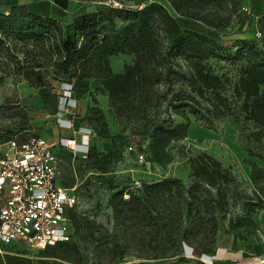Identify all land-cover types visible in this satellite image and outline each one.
Returning <instances> with one entry per match:
<instances>
[{"label": "trees", "instance_id": "obj_1", "mask_svg": "<svg viewBox=\"0 0 264 264\" xmlns=\"http://www.w3.org/2000/svg\"><path fill=\"white\" fill-rule=\"evenodd\" d=\"M168 1L177 12L201 18L196 9L221 0ZM120 9L127 11L124 17L128 23L118 31H104L108 24L114 25L112 11ZM157 20L163 25L171 46L184 50L187 57L195 61L193 71L182 72L179 78L171 76V68L165 72L166 93L174 91L178 81L187 83L172 96L173 112L186 120L153 127L149 145L152 160L165 164L172 159L167 146L188 135L191 114L197 122L212 130H217L224 119H230L247 144H252L246 145L249 155L264 159L260 151L264 147V45L248 38L236 40V56L246 55L248 63L233 82L204 62L219 55L218 41L183 28L170 9L159 1L150 2L142 9L111 4L97 11L81 7L64 22L31 13L23 4L0 0V83L10 72L22 74L31 85L40 86L41 92H46L58 107L60 95L50 76L57 79L60 86L72 84L73 96L77 99L95 77L102 83L97 88L107 90L124 109L137 104L147 111L157 104L156 96L149 94L147 86L159 81L163 73L157 69L163 58L162 41L154 25ZM118 52L136 53V60L125 64L122 71H114L109 56ZM97 112L96 119L106 126L105 115ZM250 122L253 128L248 129ZM104 132L108 134L109 131L105 129ZM64 148L60 147L58 152L61 162ZM87 157L94 158L96 166L106 171V158L96 155L91 142ZM189 162L193 178L190 184L181 177L166 176L113 193L110 199L112 227L78 215L74 207L70 216L77 237L55 243L56 247H65L60 256L73 264H149L147 260L182 255L167 263L178 264L189 260L186 254L189 248L198 257L216 255L220 231L253 234L258 225L255 216L264 208V166L245 157V162L252 167L253 195L245 197L242 213H233L230 184L234 177L229 167L207 150L191 155ZM60 183L76 185L61 180ZM82 241L83 248L89 247L86 255L82 253ZM0 261L3 264H38L27 255L8 252L0 256ZM198 263L208 264L201 259Z\"/></svg>", "mask_w": 264, "mask_h": 264}, {"label": "rangeland", "instance_id": "obj_2", "mask_svg": "<svg viewBox=\"0 0 264 264\" xmlns=\"http://www.w3.org/2000/svg\"><path fill=\"white\" fill-rule=\"evenodd\" d=\"M123 1L129 4L130 9H134L135 7L131 5L137 0ZM156 1L165 4L183 28L198 31L218 41L221 46L219 55L211 56L204 62L215 72L230 77L233 82L238 80L241 68L248 63L246 55L236 56L237 46L234 44L236 40L248 38L256 41L260 46L264 45V37L258 34L259 31L264 34V16H262L264 0H221L202 9H196L201 18L177 12L168 0ZM107 5L106 0H88L83 7L87 11H97ZM126 12L122 9L112 11L114 25L108 24L104 31L115 32L125 26L128 23L124 17ZM72 13L69 12L67 16L57 19L66 22L71 19ZM154 25L156 34L162 41L163 54L162 62L158 64L157 69L163 73L160 80L154 84H148L147 89L150 90L149 94L156 96L157 104L150 106L147 111H143L137 104L132 108L124 109L122 103L113 99L107 90L97 88L102 83L100 79L94 77L90 80L86 91L80 95L83 108L80 111L76 109L75 112H64L68 118L75 116L74 128L76 129L67 128L61 126L57 118L64 83L60 86L59 81L50 76L54 87L56 86L57 94L60 95L59 105L56 107L55 102L51 101L52 98L48 97L46 92H41L40 86L31 85L22 74L10 72L0 83V141L11 136L42 135L57 139L63 136L73 137L75 143H80V127H90L93 130L91 144L99 158H106V171L99 169L95 159L87 157V152L82 150V147L77 152L64 148L61 153L59 179L65 183L73 182L77 185L76 193L79 202L75 206V211L78 215L95 219L107 227H112L114 221L113 208L110 204L113 193L166 176H178L190 184L193 178L190 175L189 157L201 150L215 154L231 170L234 177L230 184L233 202L231 209L233 213H242L245 197L252 196L254 189L251 178L252 167L245 162V157L255 160L261 166H264V159L249 155L246 145L252 144H247L237 125L230 119H224L217 130H212L197 122L195 116L191 114L188 135L185 138L173 140L167 146L172 159L165 164L152 160L149 145L153 127L159 123L176 124L186 120L182 115L173 112L172 96L181 87H186L187 83L183 80L178 81L174 85V91L166 93L165 72L171 68V76L179 78L182 72L193 71L195 61L194 58L187 57L188 53L184 50L171 46L163 25L158 20L154 22ZM109 60L114 71H122L125 64L134 63L136 53L118 52L110 55ZM95 109L105 115L106 126L96 119L99 113H95ZM193 128L197 129V133ZM249 128H253V123H249ZM105 129H108V134H105ZM130 146L133 148L130 149ZM260 151L264 153V147ZM255 218L258 225L253 234L246 231L226 233L220 231L219 243L228 247L227 253L198 257L189 248L186 253L190 257L189 260L178 264H200L198 259L208 264L262 263L256 259V246L264 242V208ZM76 237L77 234L74 233V226H72L70 240ZM84 244L82 241V248ZM53 245L51 248L36 249L24 245L0 243V256L8 252L27 255L38 264H73L60 256L65 247ZM88 248L82 249L84 255L88 253ZM181 256L172 259H151L147 262L167 264ZM2 261L0 264H3Z\"/></svg>", "mask_w": 264, "mask_h": 264}, {"label": "built area", "instance_id": "obj_3", "mask_svg": "<svg viewBox=\"0 0 264 264\" xmlns=\"http://www.w3.org/2000/svg\"><path fill=\"white\" fill-rule=\"evenodd\" d=\"M153 1L156 0L136 1L131 6L142 9ZM106 2L120 8L130 7L123 0ZM258 34L261 36L262 32ZM62 93L58 121L61 126L76 129L75 116L68 118L65 113L80 111L81 99L73 96L70 83L63 84ZM79 130L80 143H75L73 137L57 139L42 135L13 136L0 141V243L42 249L71 239L70 211L79 198L76 185L60 183L58 152L62 146L74 152L82 147L88 152L93 130L87 126Z\"/></svg>", "mask_w": 264, "mask_h": 264}, {"label": "crops", "instance_id": "obj_4", "mask_svg": "<svg viewBox=\"0 0 264 264\" xmlns=\"http://www.w3.org/2000/svg\"><path fill=\"white\" fill-rule=\"evenodd\" d=\"M11 4H23L31 13H37L47 17L63 18L69 12H74L85 6L88 0H10ZM193 130L197 133V129ZM209 131V130H206ZM228 247L223 244L219 245L217 255L225 254ZM257 260L264 264V242L256 246ZM263 258V259H262Z\"/></svg>", "mask_w": 264, "mask_h": 264}]
</instances>
